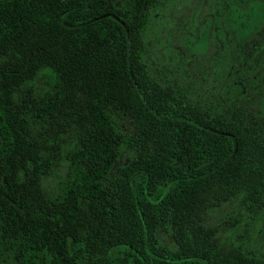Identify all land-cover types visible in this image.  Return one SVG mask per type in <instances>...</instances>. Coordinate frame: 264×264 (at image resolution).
Returning <instances> with one entry per match:
<instances>
[{
  "label": "trees",
  "instance_id": "1",
  "mask_svg": "<svg viewBox=\"0 0 264 264\" xmlns=\"http://www.w3.org/2000/svg\"><path fill=\"white\" fill-rule=\"evenodd\" d=\"M160 4L0 0V264H264L208 220L227 200L264 216V85L244 107L257 68H234L260 27L225 0L235 43L198 96L151 71Z\"/></svg>",
  "mask_w": 264,
  "mask_h": 264
},
{
  "label": "rangeland",
  "instance_id": "2",
  "mask_svg": "<svg viewBox=\"0 0 264 264\" xmlns=\"http://www.w3.org/2000/svg\"><path fill=\"white\" fill-rule=\"evenodd\" d=\"M234 4L242 14L233 13L235 11L228 14L234 17V21L239 18L235 25L238 31L248 30L250 25L252 28H256V25L260 27L254 33L245 34L241 47L242 57L234 59L235 69L257 68L256 72L250 74L258 77L254 91L256 94L248 93L242 101L244 107L253 111L255 98L264 85L262 66L255 64L257 60L264 63V46L259 47L264 44V0H252L247 8L246 0H234ZM244 8L247 9L248 16L243 12ZM227 11L225 0H161L159 10L154 13L147 32L150 50L147 59L151 71L155 72L159 67L158 69L179 85L192 90L198 96L205 95L208 87H212V71L218 68L222 59L218 51L228 45V42L235 43V32L225 18ZM222 21L226 24L223 25ZM223 29L228 31L229 40L225 39ZM257 47L259 48L256 51ZM240 77L236 76L235 79ZM37 83L41 86L45 82L39 79ZM258 111L261 115L260 109ZM257 118L254 120H261ZM63 174L62 168L55 167L48 177V188L54 187ZM242 218L235 200L223 202L208 215V220L220 229L223 240L225 238L234 243H247L255 249L264 248V216L255 222H251L246 215L243 220ZM246 220L249 224H245ZM162 238L169 242L166 236Z\"/></svg>",
  "mask_w": 264,
  "mask_h": 264
}]
</instances>
